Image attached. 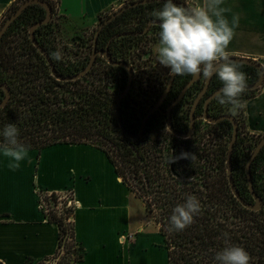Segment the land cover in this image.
<instances>
[{"label":"trees","instance_id":"obj_1","mask_svg":"<svg viewBox=\"0 0 264 264\" xmlns=\"http://www.w3.org/2000/svg\"><path fill=\"white\" fill-rule=\"evenodd\" d=\"M134 1L136 0H128L121 7ZM174 1L190 6L186 0ZM19 2L20 0L13 2L3 14L0 28L21 5ZM47 2L53 14L54 4L49 0ZM164 3L165 1H154L130 7L104 25L95 42V50L99 54L92 68L82 77L70 81L57 80L44 56L29 40V29L42 21L46 12L38 4L27 6L0 38V85H6L9 90V99L0 108V133L5 125L15 123L19 129L18 139L28 149L40 151L62 143L90 144L103 152L123 184L142 201L147 214L158 225L168 264H215V254L229 245L243 247L250 254V264H264V186L258 183L259 176L256 172L258 162H264V146L250 165L253 189L263 205L259 210H251L234 196L228 180L226 161L232 138V123L226 119L217 123L206 121L205 128L200 131L197 122V117L203 115L205 99L223 86L216 75L212 76L207 91L195 107L194 132L189 138L175 136L167 129L166 122L168 106L191 79L190 75H175L166 98L150 115L139 138H129L119 128L115 105L127 86L128 73L122 66L109 64L103 52H107L113 61L126 63L132 70V87L122 99L120 112L127 131L135 134L141 128L146 112L165 90L171 73L167 82L160 84L158 90L153 92L149 108L129 106L128 100L135 79L132 60L135 61L136 58L138 61L148 55L159 63L153 49L159 43L160 28L158 25L147 28L149 21L157 20L154 16H146L143 20L141 16H136L135 20L138 21H135L133 28L125 27V23H130L127 18L132 14L153 6L163 7ZM106 15L108 14L104 16ZM63 19L65 25L69 23ZM51 23L50 19L47 24L34 30L35 40L49 55L58 75L74 76L90 60L95 33L90 46V57L86 56L78 61L64 58L56 60L52 55L55 46L46 38ZM150 34V48L138 49L139 42ZM236 63L241 66L239 70L246 74V84H254L259 77L258 69ZM143 79L151 81L150 78ZM204 84L205 78L202 76L189 86L183 98L172 108V126L176 131L186 132L189 129L191 105ZM259 87L254 90L246 89L241 96L242 101L245 103L253 97ZM4 96V90L0 89V102ZM223 115L233 117L237 124V138L231 155L234 185L240 198L253 204L245 167L250 152L264 137L250 135L251 140H245L241 135L242 130L246 131L244 108L241 128L237 114L220 111L219 103L215 98L211 99L208 103V116L218 118ZM0 143H3L2 135ZM240 145L247 147L248 152H242ZM181 153H189L193 157L181 158L169 164L173 155L179 157ZM60 195L56 192L44 195L47 206L45 216L59 230L55 254L37 263L27 259L25 264H48L63 248L67 255L73 256L72 261L66 260L63 264H76L82 260L84 250L74 238L72 217L75 207L64 208L63 214H59L56 207ZM189 195L199 200L201 211L183 231H169V218L173 208L184 203ZM66 202L67 200H62L64 205Z\"/></svg>","mask_w":264,"mask_h":264},{"label":"crops","instance_id":"obj_2","mask_svg":"<svg viewBox=\"0 0 264 264\" xmlns=\"http://www.w3.org/2000/svg\"><path fill=\"white\" fill-rule=\"evenodd\" d=\"M16 0H0V21ZM72 31L87 28L128 0H49ZM190 6L201 0H186ZM222 7L239 26L228 46L230 57L249 58L264 67V0H224ZM158 45H154L155 48ZM247 133L264 137V81L245 101ZM15 163L0 149V264L37 263L52 257L59 230L47 220L39 191L72 192L74 238L84 250L76 264H168L158 225L140 199L123 184L103 152L90 144H55L28 149ZM132 234L121 242L122 235Z\"/></svg>","mask_w":264,"mask_h":264},{"label":"clouds","instance_id":"obj_3","mask_svg":"<svg viewBox=\"0 0 264 264\" xmlns=\"http://www.w3.org/2000/svg\"><path fill=\"white\" fill-rule=\"evenodd\" d=\"M223 4L224 0H201L185 7L174 0H166L162 10L152 13L160 28L155 52L159 64L168 68L172 75H202L205 79L216 75L223 87L214 98L220 105H231V111L235 113L245 107L241 96L246 91L247 77L227 51L234 30L239 26V16L233 15L229 21L225 13L231 9L222 7ZM52 55L56 60L61 59L59 51ZM0 135L3 137V143H0L3 155L15 161L9 167L18 168L28 153V148L18 139V127L9 123ZM192 157L189 153H181L179 157L173 155L169 164ZM200 211L199 200L193 195L187 196L184 203L173 208L169 231H183ZM214 260L215 264H250L251 257L243 247L229 245L218 251Z\"/></svg>","mask_w":264,"mask_h":264},{"label":"water","instance_id":"obj_4","mask_svg":"<svg viewBox=\"0 0 264 264\" xmlns=\"http://www.w3.org/2000/svg\"><path fill=\"white\" fill-rule=\"evenodd\" d=\"M154 1H165L166 2V0H136V1L132 2V3H130V4H127V5L123 6V7H121L119 10L115 11L112 15H110L108 18H106L104 21H102L99 24V26H98V28H97V30L95 32L94 47H93V52H92V55L90 57L89 62L83 68V70H81L79 73H77L74 76L62 77V76L58 75L57 72L54 69V66H53V64L51 62V59H50L49 55L45 52V50L43 48H41L39 46V44L35 40L34 30L37 27H39V26H41L43 24H47L49 22V20L51 19V17H52V9H51V6L48 4L47 1H45V0H25L24 2H22L21 5L17 8V10L10 17H8L7 20L4 22V24L1 26V28H0V38L3 36V34L7 30V28L10 26V24L24 11V9L27 6L32 5V4L40 5L41 7L44 8V10L46 12V15H45V18L42 21L35 23L29 29L30 40H31L33 46L40 52L41 55L44 56V58L46 59V61L48 62L49 66H50L52 75L57 80H60V81L75 80V79H78V78L82 77L85 73H87L92 68V66H93V64L95 62V59H96L97 55L99 54L95 50V42L97 40V37L99 35V32H100L101 28L104 25H106L108 22L112 21L119 14H121L124 10H126V9H128L130 7H134V6H137L139 4H146V3L154 2ZM174 3H177V4L185 6L180 1H174ZM185 7H187V6H185ZM150 25H159V21L158 20L149 21L147 28ZM103 56H104L105 60L109 64H111V65H119V66L124 67L127 70V73H128L127 86L125 87L123 92L117 98L116 105H115L116 106L117 121H118V125H119L120 130L126 136H128L129 138H132V139H137L143 134L145 126H146V122H147L148 118L150 117V115L155 110L158 109V107L161 105V103L166 98V96H167V94H168V92H169V90L171 88V85L173 83L175 75L171 74L169 82H168L165 90L163 91L162 95L156 101V103L146 112V114H145V116L143 118L142 126H141L139 132H137L135 134H132V133H129L127 131L126 127L124 126L123 121H122V117H121V112H120V105H121L122 99L128 94V92L130 91V89L132 87V79H133L132 70H131L130 66H128L126 63L113 61L111 59V57L107 54V52H103ZM230 58L232 60H234L235 62L251 65V66H254V67H256L258 69L259 77H258L257 81L254 84L247 85V87H246L247 90H254V89H256V88H258L259 86L262 85V83L264 81V68L259 63H257L256 61H253V60H251L249 58H240V57H230ZM201 77H202V75L198 76V77H193L192 76L191 79L189 80V82L183 87V89L181 90V92L179 93L177 98L167 108V122H166L167 129L171 133H173L175 136H177V137L185 139V138H189L190 136H192V134L194 132V123H195V116H194L195 107H196L197 103L199 102V100L201 99V97L207 91L209 83H210L212 77L210 79H205V84H204L202 90L200 91V93L198 94V96L196 97V99H195V101H194V103L192 105L191 112H190L189 129L186 132H178V131H176L173 128V126H172V118H171L172 108L183 98V96H184L185 92L187 91V89L189 88V86L192 83H194L195 81L199 80ZM222 87H220L218 90L213 92L210 96H208L205 99V102H204V105H203L204 109H203L202 117H203V119L205 121H207L209 123H217V122H219L221 120H224V119L229 120L232 123V126H233L232 138H231V140L229 142V145H228L227 161H226L227 162V175H228L230 188H231V191L234 194V196L240 201V203L244 207L249 208L251 210H259L262 207L263 203H262L261 198L258 197L257 194L254 192L253 184H252V177H251V174H250V165H251L253 159L256 157V155L260 152L261 148L264 146V138L261 139L258 142V144L255 146L254 151L250 155V157H249V159H248V161L246 163V167H245L246 174H247V179H248L249 191H250V194H251V196H252V198L254 200L253 204H248V203H246L245 201H243L240 198L239 193L237 192V189H236V187L234 185V182H233V179H232L231 155H232V150H233V144H234V142L236 141V138H237V124L235 122V119L233 117H231V116H228V115H223V116L218 117V118H212V117L208 116V103H209V101L211 99H213L216 96V94L222 89ZM0 89H3L4 90V94H5L3 100L0 102V108H2L7 103L8 99H9V90L6 87V85H0Z\"/></svg>","mask_w":264,"mask_h":264},{"label":"rangeland","instance_id":"obj_5","mask_svg":"<svg viewBox=\"0 0 264 264\" xmlns=\"http://www.w3.org/2000/svg\"><path fill=\"white\" fill-rule=\"evenodd\" d=\"M24 1L25 0H20L19 3H22ZM130 2H127V4ZM162 8L163 7L161 6H153L147 10L146 9L140 10V13L138 12L132 14V16H129L127 18L130 23H125V27L133 28L135 26V21H138L135 20L136 16L137 17L141 16L140 18L141 20H143L146 18V16H153L152 15L153 11L162 10ZM111 14H108L106 16H101L100 20H97L96 23H94L93 25L87 28L75 32L74 31L71 32L68 24L65 25L62 16L59 13H57V10L54 9V13L52 14L51 17L52 23L49 29V33L46 35V38L51 40L52 45L55 46L52 53L59 51L61 53V58L75 60V61L85 58L86 56L90 57L91 55L90 46L93 40L95 30L98 28L99 24ZM25 28L27 29V27ZM148 40H151V34L148 36V38H145L141 42H139L138 49H142V48L149 49L150 44ZM130 51L133 50L131 49ZM132 62L133 63L131 65H133V70H134L133 72L135 79L128 100V104L129 106H132V108L146 109L149 108V105L152 103L154 96L153 94L158 90L159 85L160 84L162 85L165 82H167L168 76L170 75V70L168 68L164 69L153 56L151 57L145 55L138 61L135 58V61L132 60ZM143 78H150L151 81L147 82ZM219 106H220V111H224L232 115L237 114L241 128H243V120H244L243 108L233 113L231 111V105L219 104ZM197 122L199 123L201 129L200 131H203V129L206 126V121L203 119L202 115L197 117ZM241 135L245 137V140H251L250 134L247 133L245 129L242 130ZM254 148L250 152V154H252ZM240 149H242V152H248L247 147L243 145L242 146L240 145ZM256 172L259 176L258 183L264 186V162L262 160L258 162ZM65 251L66 250L63 248L57 257L51 258L47 263L63 264V262L66 260L72 261L73 256L67 255Z\"/></svg>","mask_w":264,"mask_h":264},{"label":"built area","instance_id":"obj_6","mask_svg":"<svg viewBox=\"0 0 264 264\" xmlns=\"http://www.w3.org/2000/svg\"><path fill=\"white\" fill-rule=\"evenodd\" d=\"M38 193H39V204H40V208H41V210L43 212H44V210L46 212L47 211V209H46L47 206H46V204L44 202V195L47 196L51 192L39 191ZM58 199H59L58 200V205H57L56 208H57L59 214H63V209L64 208H69L71 206L72 207H75V202L73 200V195H72V192H70V191H67V192H65L63 194L61 193V195H60V197ZM62 200H67V202H66L65 205L62 203ZM132 238H133V235L132 234H126V235H122L120 237V240H121V242H126V241L132 240Z\"/></svg>","mask_w":264,"mask_h":264},{"label":"flooded vegetation","instance_id":"obj_7","mask_svg":"<svg viewBox=\"0 0 264 264\" xmlns=\"http://www.w3.org/2000/svg\"><path fill=\"white\" fill-rule=\"evenodd\" d=\"M188 82H189V81H188ZM188 82H187V83H188ZM187 83H186V84H187ZM186 84H185V85H186Z\"/></svg>","mask_w":264,"mask_h":264}]
</instances>
